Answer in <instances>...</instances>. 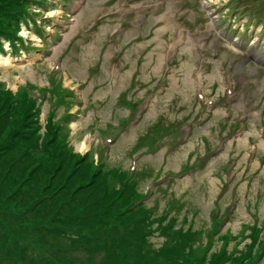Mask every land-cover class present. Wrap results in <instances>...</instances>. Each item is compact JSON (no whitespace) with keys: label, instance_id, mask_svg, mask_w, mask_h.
<instances>
[{"label":"rangeland","instance_id":"rangeland-1","mask_svg":"<svg viewBox=\"0 0 264 264\" xmlns=\"http://www.w3.org/2000/svg\"><path fill=\"white\" fill-rule=\"evenodd\" d=\"M45 1L0 38V264H264V0Z\"/></svg>","mask_w":264,"mask_h":264},{"label":"trees","instance_id":"trees-1","mask_svg":"<svg viewBox=\"0 0 264 264\" xmlns=\"http://www.w3.org/2000/svg\"><path fill=\"white\" fill-rule=\"evenodd\" d=\"M48 3L49 2H46L45 0L44 1L43 0H0V38H3L11 42V44L13 45L15 43L21 42L22 39L19 37L20 25L22 23H26L27 22L26 20L29 21L31 20L30 17L31 9L34 6L46 5ZM23 98H24V103H27L26 109H29L31 111H33V109H36V102L34 100H31L30 96H28V93L25 94ZM49 122L51 124L52 136H53L58 132L60 127L55 126L56 123L54 121L53 116H50ZM27 133H28L27 130H24L23 128L22 130H19L14 135H12L13 137H11L8 140V144L0 146V154L5 152L8 154L19 153L22 156H27L28 154H30L31 152L29 150H31V148L27 146L24 147L23 143L20 142V139L24 138V136ZM61 147L63 146L61 145ZM105 170L106 169H104L102 174H104ZM92 177L95 178L94 175ZM129 179H130L129 177L127 178L125 177L123 180V185H128L130 182H132ZM121 193L125 194L126 188H124ZM139 207L141 206L134 205L131 209L128 208L126 211H122L123 216H129V215L131 217L135 216ZM215 217L217 220L219 218V215H215ZM201 264H203V262Z\"/></svg>","mask_w":264,"mask_h":264},{"label":"bare ground","instance_id":"bare-ground-1","mask_svg":"<svg viewBox=\"0 0 264 264\" xmlns=\"http://www.w3.org/2000/svg\"><path fill=\"white\" fill-rule=\"evenodd\" d=\"M6 62H8V60H7ZM6 62H3V64L5 65ZM8 64H10V63H8ZM10 65H11V64H10ZM11 66H12V65H11ZM87 148H88V147H87L86 145H84V150H87Z\"/></svg>","mask_w":264,"mask_h":264}]
</instances>
